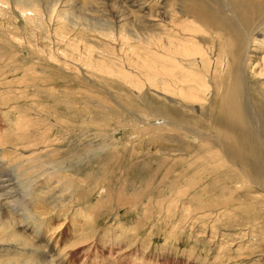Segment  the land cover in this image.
<instances>
[{
  "label": "bare ground",
  "instance_id": "1",
  "mask_svg": "<svg viewBox=\"0 0 264 264\" xmlns=\"http://www.w3.org/2000/svg\"><path fill=\"white\" fill-rule=\"evenodd\" d=\"M106 1L111 2L109 6H107L108 3L105 4L101 0H0V16H5L10 9L15 8L22 19L30 23L31 32L40 31L41 28L47 29L48 33L45 36L48 40H45L49 41V45L46 44V47L48 46L50 49L47 47L49 49L47 52L41 49L38 61H33L35 73L40 69L41 63H48L51 66L50 69L54 67L52 65L59 64H50L53 59L52 54L55 56L54 59H57V53H55L57 50L51 48L59 44L64 47L66 42V44H71L75 52H78V58L73 59L72 56L62 53L61 50L63 49H61L58 57H61L62 61L65 59L66 62H70L75 66L78 65L79 70H86L87 73H90L89 71L93 69L96 71L94 74L105 72L108 76L116 75V78L125 83L134 79L150 87V90L159 101L164 102L168 107L173 106L176 108V118L165 115L157 108L154 109L156 115L149 116V114L141 113V111L135 112L133 109H137V107L129 102L127 98L120 100L123 104L120 103L118 98L115 99L116 110L120 112L119 115L129 113V116L135 120L139 128L143 127L139 129V132L148 134V139L154 146L150 151L138 152L135 147L130 150L120 149L113 146L115 143L108 142L107 144V141H103L102 145L99 144L98 151L93 152L94 156H98L101 150L110 151L109 154L102 156L100 162H96V165L107 166L106 168H108V165L113 161V172L111 171V174L110 172L109 174L112 176L117 175V179L120 180L119 186L122 188L117 193L118 197L131 196L133 201H136L137 196H139L137 195L139 188L132 187V185H135L134 177L140 176L143 178L154 165L161 167L170 161L171 163L165 171H161L162 168L160 167L155 170L157 173H160V171L163 173V184L169 183L162 189L164 191L161 190L160 192L164 196L170 194V191L173 192L174 190H171V187L182 180V186L185 187L180 192L185 191V193L191 194L193 191L196 198L194 204L198 205L194 208L198 207L197 209H199L200 206V211L208 212V217H211V213L223 211L233 215L234 218L231 219L237 224L243 223V225L248 226L255 223L259 219V216L253 212L256 206L247 203L248 199L253 202V198L244 196L242 193L254 191L264 195V0ZM164 3L169 5L164 6ZM115 4L120 6L115 7ZM126 5L132 10L126 8ZM109 7L117 10L115 11L116 14ZM6 31L7 28L4 32ZM2 34L0 32V35ZM50 34L53 38L50 37ZM54 38H59V43H57L58 41H52V39L55 40ZM100 44H106L105 47L109 45L105 50H108L111 56L116 57L117 61L121 63L120 67L105 59L103 52L93 54V47H96V50L97 48L101 49ZM1 47L0 44V50ZM109 48H112V50ZM17 49L15 48L8 56H5L6 53H3V51L0 52V63L4 64V66H0V70L4 71L2 75L5 78L9 73L6 70L9 64L5 61L9 59L13 62L15 59L14 53H19V51H16ZM19 49L20 52L24 51V45H20ZM104 52L108 53L107 51ZM18 60L16 62H19V66L24 58L18 57ZM94 62L96 64L90 66ZM18 66H14L12 74L21 70ZM65 69L63 67L64 71ZM80 73L73 77L76 82L83 78ZM84 74L86 75V73ZM24 75L27 76V74ZM35 76L28 78L29 84L33 90L42 92L41 84L43 83ZM85 77H88V75ZM74 80L71 83V78H69L67 82L75 86ZM97 86L99 88L93 87L91 91L95 93L103 92L105 95L107 90L104 87L100 88V85ZM50 90L52 91V89ZM26 101L28 103V100ZM105 111L109 112L107 108H105ZM152 118L156 121L154 126L148 123V120ZM28 124H30L28 121H22V118H19L15 122L13 132L0 133V148L15 151L11 156L14 160L12 158L8 163H11L13 168L15 165L21 167L18 170L15 169V185L19 184L22 187L20 183H24V195H22L24 197L21 198L16 193L12 178L9 175H7V178H5L6 176H0V253L9 254L22 250L32 262L27 261V263H24L15 259L1 261L0 264H67L65 258H61L56 245L43 240L45 231L29 230V232L24 230V226H27V219L35 222L34 227L39 225L40 221L37 217L40 218L41 215H33V210L36 209L35 203L47 202L50 200V196L40 192L42 189L38 186L36 189H29L30 184L28 185L26 180H22L20 175L24 178L29 174L30 177L28 178H32L34 174L42 173L44 175L47 167L51 168L50 175L56 179V185L62 184L61 190L63 191L58 190L59 193L62 195L64 192V196L69 192V197L64 198V201L69 200L73 193L76 194L74 201L70 200V202L65 203L68 205L75 203L79 206L80 202L83 201L86 203L84 208L86 214H88L87 205L91 204L89 198L92 197V195L88 196L92 192L89 182H92L93 187H96L103 180L105 172L102 169L95 172L94 165L91 164L92 161H87L91 157L87 144H83V154L78 151L81 153L78 160L81 163L82 161L86 163V166L79 168L78 171L68 169V167H71L69 165L65 166V163H69L70 157L75 159L71 155L74 149L69 154L67 151L58 149L57 145L52 143H47V145H40L39 143V146L32 148L30 144L35 143L38 138L42 139L43 133L39 134L40 131L38 134L28 132L29 134L25 135L26 137L24 133L20 136L16 135V133L24 131L25 127L28 128ZM29 130L27 129V131ZM85 132L87 133V130ZM11 133H14L15 136L10 137ZM101 134H96V137H102ZM81 135L84 136V139L91 136L89 134L85 137L86 134L83 132ZM190 139L193 140V143ZM18 146L20 148L17 150L16 147ZM155 148L157 151H155ZM6 154L8 153L6 152ZM126 155L132 161L128 160L127 166L123 167L127 163L124 161ZM105 158L107 160H104ZM5 160L7 159L5 158ZM133 161L138 164H136L138 169L134 170L133 184L131 185L127 181L124 185L126 181L123 180V175L132 173ZM37 163H39V166ZM41 165L47 166L41 170L43 167ZM5 168L7 169L6 166ZM148 169L149 171H147ZM77 172H80V174H77ZM0 173H3L1 167ZM78 175L83 185L88 183L86 189L82 191L76 182L79 178ZM151 179L148 178L147 181H143L142 186H140L141 189H146V195L150 196H152V193L149 192V189L153 185V179ZM34 180L32 178V181ZM33 184L35 185V183ZM56 191L52 190V196ZM34 192L39 193V198H35L39 202L34 203L32 198ZM207 192L212 196L208 200L201 199L202 196L207 195ZM234 194L241 195H237L238 199H236ZM21 201H24V215L23 213H17L20 204H22ZM192 203L193 201H191V205ZM261 203H264V201H261ZM99 204L102 205L103 201L96 202V205ZM181 204L186 205L185 210L192 208L189 205V199ZM121 205H125V203L122 202ZM93 207L96 208V206ZM93 207L92 209H94ZM12 217L18 218L14 219ZM194 219H196L195 222L204 221L202 217H195ZM203 225L201 229H204ZM20 226H22V229H20ZM208 233L213 234L209 230L207 232L206 229L202 234ZM219 236L223 237L226 234ZM82 240L77 243L81 247L86 245ZM218 245L221 249L223 248L221 246L238 250L242 248V243L238 245V242L235 243L234 239L231 240L230 244L227 241H222ZM46 254L49 256L45 257Z\"/></svg>",
  "mask_w": 264,
  "mask_h": 264
},
{
  "label": "rangeland",
  "instance_id": "2",
  "mask_svg": "<svg viewBox=\"0 0 264 264\" xmlns=\"http://www.w3.org/2000/svg\"><path fill=\"white\" fill-rule=\"evenodd\" d=\"M101 1L105 2V4L108 3L107 6H109V3H111L106 0ZM115 5V7L120 6L117 4ZM166 5L168 6L169 4L164 3V6ZM125 7L130 9V7H127V5ZM109 8H111L116 14L115 11L117 10L113 9V7ZM13 9H10V11L5 16H0V21H2L0 22V32L1 34H4L0 35V44L2 45V47L4 46L3 48L1 47L0 52L3 51V53H6L5 56H8L10 55V52L14 51L15 48H18L16 51H19V53L17 52L18 54L14 53L16 56L14 55L15 59L13 60V62L9 59L5 61V63L9 64V67L6 69L9 71V73L6 75V78L2 75L4 71L0 70V133L8 131L13 132L15 130V122H17V119L22 118V121H28L30 124H28V128L25 127L24 131L18 132L16 133V135L20 136L24 133V136H27L29 134L28 132H34L38 134L39 131V134L43 133L42 139L38 138L35 143L33 142L34 144H30L32 148L39 146V143L40 145H47V143H52L56 144L58 149L67 151V153L69 154L71 150L74 149L71 155L72 157H75V159L70 157L69 163H65V166L69 165L72 168L68 167V169L78 171L79 168L86 166V163H84V161H82L81 163V161L78 159L81 153H84L83 144H87L88 150L90 149L91 156L89 159H87V161L89 162L91 160L93 162H91V164L94 165L95 172L101 169L105 172L103 180L96 187H93V183L89 182L92 192L89 193L88 196L90 197L92 195V197L89 198L91 204L87 205L89 210L88 214H86L87 212L84 208L86 203L83 201L80 202L79 206L75 203L73 205H68L65 203L70 202V200L74 201L76 199V194L73 193L70 196L69 200L64 201V198L69 197V192H67L64 196V192L62 193V195L61 193H59L62 184L60 183L56 185V179L52 178L50 175V173L52 172L51 168L47 167L48 170L46 169L44 175H42V173L38 175L34 174V176H32L33 180L36 179L34 181H32V178H28L30 177L29 174V176L27 175V177L24 178L22 175H20L22 180H26L27 184H30L29 189H36L38 186L42 189V191L40 192L46 193L50 196V200H48L49 202H42L40 204L35 203L36 201L39 202L38 200H35V198H39V193H33L32 198L36 207V209L34 208L33 210V215H41L40 218L37 217L40 222L38 223L39 225L34 227L35 222L27 219V226L23 225L24 230H42V232L45 231V233L43 234V240L56 245V247L60 251L61 258H65L67 264H264V203H261V201H264V195L260 193L254 191L242 193V195L244 196L253 198V202L248 199L247 203H252L251 205L255 204L254 206H256L253 212L259 216V219L255 221V223H251L248 226L243 225V223L237 224L234 220L231 219L234 218L233 215H229L228 213L223 211L211 213V217H208V212H206V214L204 213L205 211H200V206L199 209H197L198 207L194 208V206L198 205L194 204L196 198L193 191L191 192V194L185 193V191L183 193L180 192V190L184 189L185 187L182 186V180L179 181V183L176 182L173 187H171V190L174 191H170V194L165 195L166 197L162 193H160L161 190L169 184H163V173L161 171H165L169 167L171 163L170 161L161 167L158 165H154L152 168H150V171L149 169L147 170L149 172L147 175L145 174L146 176L144 175L143 178L140 176H138L139 178L134 177L135 185H132L134 170L138 169V164L133 161L134 168H132V173L130 172L124 174L125 176L123 175V180L126 181H124V185H126L128 181V183H131L132 187H135V189L139 188L137 190V195H139L137 196L138 199L136 201H133L131 196L118 197L117 193L121 191L120 188L122 187L119 186L120 180L117 179V175H110L111 171L113 172V161L110 163L111 165L109 164L110 166L108 165V168H106L107 166L96 165V162H100L101 157L109 154L110 151H106L105 149L101 150L98 153V156H94L93 152L95 153L98 151L103 141H107V144L108 142H112V144L115 143L113 146H116L120 149L130 150L132 147H135L138 152L150 151V149H152V147L154 148V146H152L153 144L150 143L148 134L139 132V129H142L143 127L139 128V126L135 123V120H133V118L129 116V113H123L122 115H119L120 112L116 110L115 99L118 98V100L120 101L121 99L127 98L129 102L137 107V109H133L135 112L141 111V113L149 114V116H155L156 112L154 111V109L157 108L158 110H161L165 115H168L171 118H176V108H174L173 106L168 107L167 104L159 101V99L155 97V94L150 90V87L146 86V84H141L134 79L128 83H125L122 80L116 78V75L108 76L105 72H102L100 74L95 73L97 74L95 75L94 72L96 71L93 69H91L92 72L89 71L91 73L90 75V73H87L86 70H79L80 67L78 68V65L75 66L70 62H66L65 59L62 61V58L58 57L60 56L58 54L61 53V51L62 53L72 56L73 59L78 58V52H75V50L71 47V44H66V42V47H63V45L59 44L54 45L51 48L53 50H57L58 52H55L57 53V59H54L55 56L52 54L53 59L50 64H59L52 65L54 66L52 67V70L50 69L51 66H49L48 63H41V66L39 67L40 69H38V71L35 73L33 69L34 62L38 61V55L41 52L40 50L42 49L43 51L47 52L50 49L48 46L47 47L49 49L46 47V44L49 45V41L45 40L47 39V36H45L46 33H48L47 29L45 30L44 28H41L40 31L31 32L30 23L26 22V20H23L20 16V13L18 11L16 12L15 8ZM3 19L6 20L4 21ZM2 28L4 29L2 30ZM6 28L7 31L4 32ZM33 37L35 38V40H33ZM54 39L55 40L52 39V41H58L57 43H59V38ZM3 40H5L6 42H3ZM34 41H36L37 44ZM2 42L5 44H3ZM20 45H24L25 49L24 51H22L23 54L22 52H20ZM42 45L46 49H44ZM105 45L106 44H100L101 49L97 48V50L96 47H93V54H97V52H103L105 54V59L111 61L113 65L120 67L121 63L117 61L116 57H114L113 55L111 56V53H109L108 50H105V48H108L109 45L106 47ZM109 49L112 50V48ZM102 50L107 51L109 54ZM118 50L119 48L117 49V51ZM18 57L24 58V61L20 62L19 66V62H16L18 60ZM117 57L119 58V56ZM95 64L96 63L94 62L90 64V66ZM16 65L21 70L12 74V70L16 67ZM0 66H4V64L0 63ZM22 67L24 68L22 69ZM63 67L64 69L67 68L69 70L67 71V69H65L64 71ZM59 70L60 72H58ZM79 72H81L80 74L84 79L82 78L79 82H76L73 77L77 76ZM83 72L86 73L88 77H85L86 75ZM24 74H27L28 77ZM31 76H35L36 79H40V81L43 83L41 84V88H43L41 90L42 92L37 90L35 91V89L33 90L31 88L28 81V78H30ZM69 78H71V83L74 80L75 86H72L67 82ZM97 85H100V88L104 87L107 90L105 95L103 94V92L95 93L91 91V88L93 87L99 88ZM50 89H52V91ZM133 91L136 92L134 93ZM51 94H55V98L52 97ZM2 99H4L5 101ZM26 100H28V103ZM31 101L33 104L30 103ZM120 103L123 104L121 101ZM105 108H107L109 112H106ZM186 115L189 116L190 114ZM153 119L154 118L148 120V123L152 124V126H154V123H156V121H154ZM13 121L15 122L13 123ZM160 126H162V124H160ZM27 129L30 130L27 131ZM200 129L202 130V128ZM85 130H87V133L85 132ZM90 131L91 133H89ZM82 132L86 134L85 137L91 134L90 138L84 139V136L81 135ZM101 133H105L106 135ZM96 134H101L102 137H96ZM11 136H15L14 133H11L10 137ZM191 142L193 143V140H191ZM16 148L18 150L20 146ZM5 151L8 154H6ZM78 151H81V153H79ZM155 151H157V149ZM14 152L15 151H9L8 149L5 150L4 148H0V157H2L0 158V167L3 169V173H0V176H6L5 178H7V175H9L12 178V184L16 187V193H18L22 198L24 197L22 196L24 195V183H20L22 184V187H20L19 184H16L17 186L19 185L17 187L14 182L15 172L21 167H17V165H15V167L13 168L11 166V163H8L9 160L13 158L11 156H13L12 154ZM6 155H8L7 157H9L10 155V157L7 158ZM5 158L7 160H5ZM12 160H14V158ZM104 160H107V158H105ZM128 160L132 161V159L128 157V155H126L124 157V161L127 163L124 164L123 167L127 166L129 162ZM22 164H24V162H22ZM37 165L39 166V163H37ZM5 166L7 167V169L5 168ZM41 166H43L41 169L43 170L47 165ZM158 167L162 168L160 173H157L155 171L156 169H158ZM155 173L157 174L154 176ZM77 174H80V172H77ZM109 176H111L112 178H110ZM77 177L79 178H76V182L78 183L79 187H81V191L86 189L88 183L83 185V182L80 181V176L78 175ZM148 178L153 179H151L153 183L152 188L149 189V192L152 193V196L146 195V189L143 190L140 188V186H142V182L147 181ZM93 179L95 180V178ZM33 183H35V185ZM81 185H83L84 187ZM145 185L147 186V184ZM52 190H57L53 196ZM175 193L177 194L175 195ZM206 194L207 195L202 196L201 199L208 200L212 196V194H209V192H207ZM234 195L235 198L238 199L237 197L241 194ZM186 196H189L190 198H187ZM182 198L184 199L182 200ZM60 199H62L63 201H61ZM188 199L190 200L189 205L193 209L189 208L188 210H185L184 207H186V205L181 203L186 202V200ZM99 200L103 201L102 205H96V202H98ZM191 201H193L192 205ZM21 202L22 204H20L17 213H23L24 215V201ZM122 202L125 203V205H121ZM37 204L40 206V209ZM93 206H96V208ZM92 207L96 210L92 209ZM202 213H204L205 215ZM195 217H202L204 221L195 222ZM12 218L17 219L18 217ZM202 225L203 228L207 230V232L209 230L213 234L208 233L203 235L202 233L204 229H201ZM21 227L22 226H20V229H22ZM214 234H216L217 236L215 237ZM221 234H226L227 237L219 236ZM81 237L83 238V240ZM232 239L235 240V243L238 242V245L242 243L241 246L245 250L243 249L242 251V248H239V251L238 249H230V247L227 246H221L224 249H221L219 247L218 244H220L222 241H227L228 244H230ZM81 240L86 245L81 247L80 244H77ZM21 251L22 250H20V252L16 251L9 254H4L3 252L0 253V262L15 259L20 260L24 263H27V261L32 262V260L27 257L26 253H24V251ZM44 256L48 257L49 255L46 254Z\"/></svg>",
  "mask_w": 264,
  "mask_h": 264
}]
</instances>
